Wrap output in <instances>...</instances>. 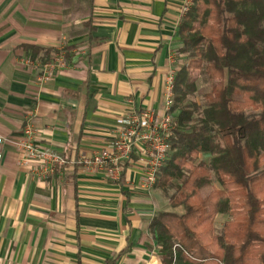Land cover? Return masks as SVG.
I'll list each match as a JSON object with an SVG mask.
<instances>
[{
	"label": "crops",
	"instance_id": "0c3cea01",
	"mask_svg": "<svg viewBox=\"0 0 264 264\" xmlns=\"http://www.w3.org/2000/svg\"><path fill=\"white\" fill-rule=\"evenodd\" d=\"M88 1L0 0V137L9 141L0 163V264H106L124 251L117 264H163L150 225L167 205L160 188H140L147 158L135 153L118 181L79 165L44 180L35 165L20 164L14 144L31 117L42 147L76 161L113 148L130 113L164 112L165 80L185 58L188 0ZM59 50L66 67L39 86ZM217 220L223 227L229 216Z\"/></svg>",
	"mask_w": 264,
	"mask_h": 264
},
{
	"label": "trees",
	"instance_id": "16d2710c",
	"mask_svg": "<svg viewBox=\"0 0 264 264\" xmlns=\"http://www.w3.org/2000/svg\"><path fill=\"white\" fill-rule=\"evenodd\" d=\"M179 33L187 63L175 76V129L155 187H175L170 203L184 213L161 211L150 230L163 264H264V0H193ZM194 71L213 81L202 110L189 100ZM219 215L229 216L220 231Z\"/></svg>",
	"mask_w": 264,
	"mask_h": 264
},
{
	"label": "built area",
	"instance_id": "2783aa9c",
	"mask_svg": "<svg viewBox=\"0 0 264 264\" xmlns=\"http://www.w3.org/2000/svg\"><path fill=\"white\" fill-rule=\"evenodd\" d=\"M192 5L193 0H188L185 13ZM66 65V54L59 50L51 61L43 66L37 79L38 85L47 84L53 79L54 73ZM175 76L176 74L172 72L165 80L163 113H157L153 109L130 113L121 121L122 130L113 148H105L92 155L82 156L76 161H70L65 155L42 147L38 143L33 121L28 117L23 138L14 142L20 154V164L35 165L34 174L44 180L68 165H79L92 172H103L110 179L118 181L124 171V163H132L133 155L138 153L142 158L148 159L147 166L143 169L144 178L140 188L144 191L153 190L171 150L170 138L175 129V114L172 113ZM8 142L0 137V163L3 160L4 146Z\"/></svg>",
	"mask_w": 264,
	"mask_h": 264
},
{
	"label": "rangeland",
	"instance_id": "374dc122",
	"mask_svg": "<svg viewBox=\"0 0 264 264\" xmlns=\"http://www.w3.org/2000/svg\"><path fill=\"white\" fill-rule=\"evenodd\" d=\"M185 59H186V57L184 58L183 65L187 63V61ZM182 66H180L179 70L182 68ZM179 70H178V72H179ZM191 81L196 84L197 91L194 95H192L189 98V100L197 102L198 105L201 107V110H202L207 105V100H206L205 95L211 91L212 86H213V81L209 80L207 78V76L200 71L192 72ZM202 159H206L205 156H202ZM211 189H212V187H208V188L204 189L202 192V196L205 197L211 191ZM175 192H176L175 187H170L165 191L162 190L165 205H167V207L165 208V212H173V213H177L179 215H182L184 213L183 207L175 208L170 203V198L175 194ZM221 224H222V221L217 220L218 231H220L222 229Z\"/></svg>",
	"mask_w": 264,
	"mask_h": 264
}]
</instances>
